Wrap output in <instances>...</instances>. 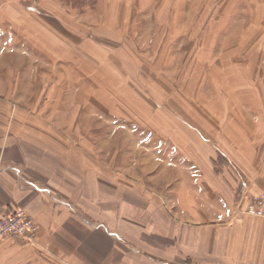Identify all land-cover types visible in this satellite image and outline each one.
I'll return each instance as SVG.
<instances>
[{"label": "rangeland", "instance_id": "374dc122", "mask_svg": "<svg viewBox=\"0 0 264 264\" xmlns=\"http://www.w3.org/2000/svg\"><path fill=\"white\" fill-rule=\"evenodd\" d=\"M18 1L47 12L48 27L56 21L62 31L54 47L25 29L41 17L25 15L0 32V137L78 139L79 153L90 150L95 167L107 150L112 171L119 154L132 164L136 157L137 178L149 186L150 173L164 165L152 148L166 156L173 143L180 160L198 150L191 136H199L200 124L212 132L225 120L254 122L261 139L254 145L263 141L264 0L249 2L248 17V0ZM131 123L137 127L127 129ZM131 137L144 139L142 152ZM128 172L134 184L135 171Z\"/></svg>", "mask_w": 264, "mask_h": 264}, {"label": "crops", "instance_id": "0c3cea01", "mask_svg": "<svg viewBox=\"0 0 264 264\" xmlns=\"http://www.w3.org/2000/svg\"><path fill=\"white\" fill-rule=\"evenodd\" d=\"M38 9L0 0V32L14 30L20 17L38 16L39 23L31 20L25 29L33 27L56 47L61 27L56 21L48 27L47 12ZM70 32L71 42L76 35ZM256 128L225 120L211 132L200 124L199 136H191L197 152L190 148L180 160L173 143L166 142V156L155 146V162L164 165L150 166L160 170L150 173V186L140 179L136 157L132 164L119 154L112 171L104 149L99 169L90 150L79 153L78 139L1 136L0 216L23 209L39 232L34 240H2L0 264H264V218L245 213L249 197L264 192V138L254 145ZM130 140L142 152L144 139ZM127 169L135 171L134 184L126 182Z\"/></svg>", "mask_w": 264, "mask_h": 264}, {"label": "built area", "instance_id": "2783aa9c", "mask_svg": "<svg viewBox=\"0 0 264 264\" xmlns=\"http://www.w3.org/2000/svg\"><path fill=\"white\" fill-rule=\"evenodd\" d=\"M245 213L264 218V192L252 194L249 197ZM38 230L39 226L34 218L23 209L0 216V242L10 237L34 240Z\"/></svg>", "mask_w": 264, "mask_h": 264}]
</instances>
